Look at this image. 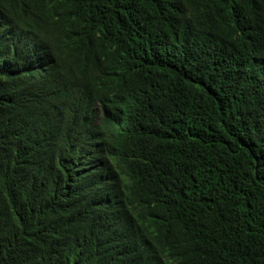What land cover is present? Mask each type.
Masks as SVG:
<instances>
[{
	"label": "trees",
	"instance_id": "1",
	"mask_svg": "<svg viewBox=\"0 0 264 264\" xmlns=\"http://www.w3.org/2000/svg\"><path fill=\"white\" fill-rule=\"evenodd\" d=\"M0 264H264V0H0Z\"/></svg>",
	"mask_w": 264,
	"mask_h": 264
},
{
	"label": "clouds",
	"instance_id": "2",
	"mask_svg": "<svg viewBox=\"0 0 264 264\" xmlns=\"http://www.w3.org/2000/svg\"><path fill=\"white\" fill-rule=\"evenodd\" d=\"M90 156H92V152L87 153V157H90Z\"/></svg>",
	"mask_w": 264,
	"mask_h": 264
}]
</instances>
